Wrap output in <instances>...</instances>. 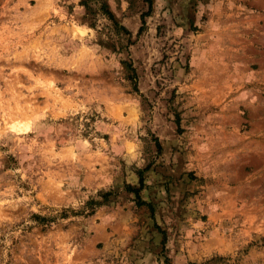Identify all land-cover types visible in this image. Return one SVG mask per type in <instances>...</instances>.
I'll list each match as a JSON object with an SVG mask.
<instances>
[{
    "label": "rangeland",
    "instance_id": "rangeland-1",
    "mask_svg": "<svg viewBox=\"0 0 264 264\" xmlns=\"http://www.w3.org/2000/svg\"><path fill=\"white\" fill-rule=\"evenodd\" d=\"M151 3L0 0V264H264V0Z\"/></svg>",
    "mask_w": 264,
    "mask_h": 264
},
{
    "label": "trees",
    "instance_id": "trees-1",
    "mask_svg": "<svg viewBox=\"0 0 264 264\" xmlns=\"http://www.w3.org/2000/svg\"><path fill=\"white\" fill-rule=\"evenodd\" d=\"M145 1L148 3V10L146 12L141 13V15H140L142 25L139 27L138 33H140L142 31V29H143L144 17L146 15H148V13L151 11V4H152L151 0H145ZM106 14L108 15L109 18H111L112 20L116 21L115 18H114L113 13L110 10L107 9L106 10ZM122 27H123V29H125L124 26H122ZM135 91L137 92V88L136 87H135ZM156 141H157V139H156ZM157 145L159 146V144H157ZM132 191L136 193V197L139 199L138 190L137 189H133Z\"/></svg>",
    "mask_w": 264,
    "mask_h": 264
}]
</instances>
